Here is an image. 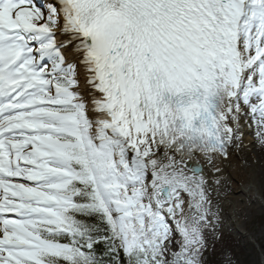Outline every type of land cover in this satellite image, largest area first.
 I'll use <instances>...</instances> for the list:
<instances>
[{
  "label": "snow or ice",
  "instance_id": "6c2138e0",
  "mask_svg": "<svg viewBox=\"0 0 264 264\" xmlns=\"http://www.w3.org/2000/svg\"><path fill=\"white\" fill-rule=\"evenodd\" d=\"M246 128L264 0H0V264H241Z\"/></svg>",
  "mask_w": 264,
  "mask_h": 264
},
{
  "label": "rangeland",
  "instance_id": "374dc122",
  "mask_svg": "<svg viewBox=\"0 0 264 264\" xmlns=\"http://www.w3.org/2000/svg\"><path fill=\"white\" fill-rule=\"evenodd\" d=\"M251 140L252 147H254V151L257 153L258 157H256V164L254 173L257 177L258 185L260 187L261 183L264 182V151H262L256 143L255 137L253 135H248L247 137ZM262 220L264 217L260 215H255L252 217L250 221H248L244 225L245 234H253V239L255 245L258 247L261 243V227ZM245 234H240V236H234V238L238 241L239 247L237 248L238 252L236 254L237 259L241 261V264H259L260 254L255 247H253V243L249 240L243 239ZM249 245L252 248H249ZM220 245H217L219 248ZM246 249V251H244Z\"/></svg>",
  "mask_w": 264,
  "mask_h": 264
},
{
  "label": "bare ground",
  "instance_id": "6f19581e",
  "mask_svg": "<svg viewBox=\"0 0 264 264\" xmlns=\"http://www.w3.org/2000/svg\"><path fill=\"white\" fill-rule=\"evenodd\" d=\"M40 2H42V0H40ZM253 129H248L246 128L245 129V132L248 133L245 138H244V143L245 145L248 146V150L246 151V156L248 157V159L250 161H255V163L253 164L252 167H246V168H243V169H240L238 166H236L234 164V168H235V172H234V175L236 176L237 180L238 181H242V182H245V183H253L257 186V188L259 189V185H258V180H257V177L256 175L254 174L256 172L255 170V164H256V157H258L257 153L254 151V147H252V143H251V140H249L247 137L248 135H253ZM254 136V135H253ZM241 231V234H245V230H244V227L240 230Z\"/></svg>",
  "mask_w": 264,
  "mask_h": 264
},
{
  "label": "trees",
  "instance_id": "16d2710c",
  "mask_svg": "<svg viewBox=\"0 0 264 264\" xmlns=\"http://www.w3.org/2000/svg\"><path fill=\"white\" fill-rule=\"evenodd\" d=\"M221 247L226 248V249H230L232 252L235 253V256L238 252L237 248L239 247L238 241L234 238L233 235H226L225 239H224V243L223 245L219 246V248H217V253L213 256V261L217 262L220 258V254H221ZM249 248H252L251 245H249ZM237 258V256H236Z\"/></svg>",
  "mask_w": 264,
  "mask_h": 264
}]
</instances>
